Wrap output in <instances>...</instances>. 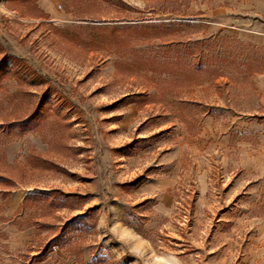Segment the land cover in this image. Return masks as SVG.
Instances as JSON below:
<instances>
[{
	"label": "rangeland",
	"instance_id": "rangeland-1",
	"mask_svg": "<svg viewBox=\"0 0 264 264\" xmlns=\"http://www.w3.org/2000/svg\"><path fill=\"white\" fill-rule=\"evenodd\" d=\"M220 4L0 0V44L22 61L0 72V264H264V208L237 180L232 145H264V70L244 75L206 59L174 75L147 58L156 43L182 37L247 42L210 15ZM156 23H170L167 34ZM203 112L233 128L248 123L233 130L234 150L201 134ZM161 180L168 189H151ZM89 209L86 222L64 228ZM65 232L63 248L34 258Z\"/></svg>",
	"mask_w": 264,
	"mask_h": 264
},
{
	"label": "trees",
	"instance_id": "trees-1",
	"mask_svg": "<svg viewBox=\"0 0 264 264\" xmlns=\"http://www.w3.org/2000/svg\"><path fill=\"white\" fill-rule=\"evenodd\" d=\"M184 24V23H181ZM179 24V25H181ZM170 23H156L151 24V26L159 27L157 28L159 32H164L167 34L168 26ZM229 42L227 44H221L219 41V37L217 36H210V37H201L197 39H189L183 38L182 39H172L171 41H167V43H156L155 47L150 49V55H147V58L150 59L151 63H158V64H166L167 66H171L173 71H167L164 69L165 72L175 73V70H184V74H189L193 72H197L198 70H202V68L206 67V59L209 61H224L226 64L236 65L240 70V73H244V70H248L244 73L247 75L252 72L254 67L258 68V71L264 70V48L261 47H253L252 45L248 44L247 42H240L233 38H226ZM213 48H218L216 52H214L216 57H211V50ZM0 53H4L3 46L0 44ZM17 62H22L20 57H15L10 54L4 53V57L0 60V72H5L8 70V64L16 65ZM189 68V69H187ZM193 70V71H192ZM216 70V69H213ZM212 70V71H213ZM256 70V71H257ZM211 71V72H212ZM255 71V72H256ZM254 72V70H253ZM247 73V74H246ZM31 119H24L19 120L18 122H11L5 126L7 131L11 129L19 128V126L27 125ZM145 177H141V179H136L134 181H138V184H141L145 181ZM56 193L55 191H51L49 193L46 192H36L27 195L24 198V203H31V201L38 200L40 201L41 197L47 198L50 194ZM72 195L67 194L64 198H68ZM56 198V197H54ZM45 200V199H44ZM92 211L89 209L82 215H76L69 219L63 226L65 229L69 227L86 222L89 218V213ZM66 231V230H65ZM64 234L56 235L51 239L39 252L38 255L34 256V258L39 261L45 259L47 254L53 250V246L57 245L59 248H63V244H60L61 240L64 239L66 236ZM93 260H86L84 264H93Z\"/></svg>",
	"mask_w": 264,
	"mask_h": 264
},
{
	"label": "crops",
	"instance_id": "crops-1",
	"mask_svg": "<svg viewBox=\"0 0 264 264\" xmlns=\"http://www.w3.org/2000/svg\"><path fill=\"white\" fill-rule=\"evenodd\" d=\"M218 2L221 3L220 6L211 10L210 14L215 17L218 25L224 27L225 23L231 22L233 26L229 27L232 35L253 46L264 48V0H218ZM226 2H228V6H221L222 4L225 5ZM256 89L259 95V114L264 119V74L260 75L256 81ZM199 122L202 125L201 134L213 136L217 133L220 146H224L227 150H234L235 147L240 150L238 162L240 169L235 173L238 175L237 180L244 182V188L249 190L253 200L264 208V145L259 147L258 151L251 150V144L243 142L233 143L232 145L235 147H231V149H228L230 147L227 146L230 144L233 130L241 128L245 131L248 123L233 128L216 121V115L207 112L202 113ZM260 127L261 132L264 131V128ZM167 185L166 180H161L157 184L151 185V189H168ZM258 229L262 242L257 252L259 251V255H261L260 260L264 261V222L259 223Z\"/></svg>",
	"mask_w": 264,
	"mask_h": 264
}]
</instances>
